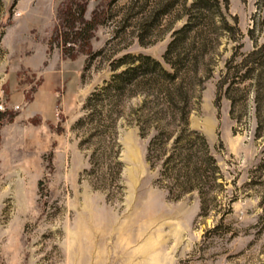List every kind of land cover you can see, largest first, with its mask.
I'll return each instance as SVG.
<instances>
[{"label": "rangeland", "instance_id": "rangeland-1", "mask_svg": "<svg viewBox=\"0 0 264 264\" xmlns=\"http://www.w3.org/2000/svg\"><path fill=\"white\" fill-rule=\"evenodd\" d=\"M129 1L88 0L85 18L103 5L107 20L89 46H61L60 0H0V107L14 109L11 93L25 97L0 128V264H264V48L260 64L247 59L256 81L240 79L242 67L228 91L217 85L264 46V0H227L232 40L221 33L194 90L185 133L204 137L218 167L203 201L168 192L161 163L173 138L160 160L150 156L153 167L146 160L155 130L141 136L128 120L140 95L118 109L93 96L123 69L112 70L120 57L161 60L169 42L172 14L137 44L136 24L152 6L136 15Z\"/></svg>", "mask_w": 264, "mask_h": 264}, {"label": "trees", "instance_id": "trees-1", "mask_svg": "<svg viewBox=\"0 0 264 264\" xmlns=\"http://www.w3.org/2000/svg\"><path fill=\"white\" fill-rule=\"evenodd\" d=\"M87 3L88 0H60L53 26L57 44H75L80 39L82 45L89 46L91 32L107 20L108 14L103 5H98L86 19ZM144 4L152 7L149 16L141 18L136 24L135 37L140 46L149 44L145 39L158 25L160 18L172 14L165 29L171 30L170 39L161 60L145 54L123 55L112 70L117 71L121 66L123 69L113 73L93 96L107 97L113 109H118L123 98L140 95L142 98L138 105L129 109L128 120L139 127L141 136L149 128L155 130L147 147L146 160L153 167L155 161L151 162L150 156L154 152L155 160H160L166 151V143L173 138L171 153L161 163L165 169L163 174L172 181L173 187L168 192L171 194L175 191L178 196L196 191L203 201V186L209 179H216L214 171L218 167L204 137L198 133H185L187 119L192 109L195 87L212 70V52L218 45V39L224 32L228 40H232L233 26L228 20L236 22V18L227 13V0H191L189 4L187 0L129 1L131 7L139 8L136 15L141 14ZM179 20L183 22L182 25L173 28V24ZM263 48L256 47L246 54L240 64L233 66L236 69L233 71L235 77H231L229 82L227 75L231 74V67L227 66L226 74L218 81V88L228 83V91L239 78L252 77L256 81V67L252 63L249 65L247 59L253 57L252 62L262 59ZM256 56L259 58L256 59ZM75 57V54L70 55L71 59ZM257 63L260 64V61ZM242 67H245L244 74L236 79L237 70ZM17 114L13 108L0 107V127L11 122Z\"/></svg>", "mask_w": 264, "mask_h": 264}, {"label": "crops", "instance_id": "crops-1", "mask_svg": "<svg viewBox=\"0 0 264 264\" xmlns=\"http://www.w3.org/2000/svg\"><path fill=\"white\" fill-rule=\"evenodd\" d=\"M44 92H42L41 90L40 91H38V93H37V95L39 96V97H43V95H45L46 93H45V88H44V90H43ZM25 97H24V95H23V93H21V95L19 96H15L13 93H11V94H9L8 95V103L7 104H9L10 106H13V105H19L20 103H22L23 102V99H24ZM17 116V115H16ZM15 116V117H16ZM14 117V118H15ZM14 120V119H13ZM1 128V127H0ZM0 139H1V136H0Z\"/></svg>", "mask_w": 264, "mask_h": 264}, {"label": "built area", "instance_id": "built-area-1", "mask_svg": "<svg viewBox=\"0 0 264 264\" xmlns=\"http://www.w3.org/2000/svg\"><path fill=\"white\" fill-rule=\"evenodd\" d=\"M18 108H19V106H18V105H15V106H14V109H18Z\"/></svg>", "mask_w": 264, "mask_h": 264}]
</instances>
